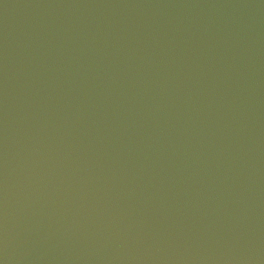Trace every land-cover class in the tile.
<instances>
[{
  "label": "water",
  "instance_id": "1",
  "mask_svg": "<svg viewBox=\"0 0 264 264\" xmlns=\"http://www.w3.org/2000/svg\"><path fill=\"white\" fill-rule=\"evenodd\" d=\"M0 264H264V0H0Z\"/></svg>",
  "mask_w": 264,
  "mask_h": 264
}]
</instances>
